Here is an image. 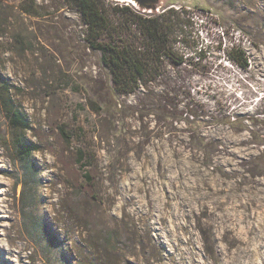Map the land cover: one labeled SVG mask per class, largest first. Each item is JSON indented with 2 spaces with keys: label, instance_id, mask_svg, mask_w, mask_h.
Here are the masks:
<instances>
[{
  "label": "rangeland",
  "instance_id": "1",
  "mask_svg": "<svg viewBox=\"0 0 264 264\" xmlns=\"http://www.w3.org/2000/svg\"><path fill=\"white\" fill-rule=\"evenodd\" d=\"M36 2L39 15L13 23L18 40L0 34V75L27 119L23 137L39 171L35 197L22 198L17 129L0 97V264H205L232 252L224 229L244 238L264 203V186L235 188L264 180L254 170L264 165L254 134L264 133V27L236 0H165L191 14L177 44L184 61L121 95L75 7ZM232 44L243 46L248 68L227 59ZM157 108L173 114L157 117Z\"/></svg>",
  "mask_w": 264,
  "mask_h": 264
},
{
  "label": "trees",
  "instance_id": "2",
  "mask_svg": "<svg viewBox=\"0 0 264 264\" xmlns=\"http://www.w3.org/2000/svg\"><path fill=\"white\" fill-rule=\"evenodd\" d=\"M85 25L84 40L88 47L99 53L101 65L106 69L110 86L116 94H128L148 87L161 77L168 65L184 61L177 47L188 27L191 14L187 6L168 2L155 14L141 13L128 4L111 3L108 0H68ZM40 14L36 0H0V34L10 33L15 40L13 23L23 15ZM1 36V35H0ZM18 33V37H20ZM202 48H200V51ZM227 59L246 69L249 57L241 44H232L224 50ZM1 104L13 128L12 139L19 160L17 183L22 187L21 197L29 192L35 197L39 171L31 158L32 146L24 139L28 128L26 117L13 105L9 96V84L0 75ZM157 117H169L161 108L154 109ZM170 114V115H169ZM87 169L85 168V174ZM36 231L46 233V226L34 220Z\"/></svg>",
  "mask_w": 264,
  "mask_h": 264
},
{
  "label": "bare ground",
  "instance_id": "3",
  "mask_svg": "<svg viewBox=\"0 0 264 264\" xmlns=\"http://www.w3.org/2000/svg\"><path fill=\"white\" fill-rule=\"evenodd\" d=\"M238 3L243 4L244 6L248 7V12L251 15V19L255 22L258 23L259 25H261L262 27H264V0H236ZM260 27V26H259ZM264 46V31L262 33V41H261ZM263 49V48H262ZM263 52V50L261 51ZM261 55V54H260ZM260 60V59H259ZM259 62V66L262 67V69L264 70V55L261 58ZM258 71V70H257ZM263 74V73H262ZM205 113V112H204ZM202 114V113H201ZM200 114V115H201ZM244 114V113H243ZM202 116V115H201ZM209 116V115H208ZM201 118V117H200ZM207 118V117H206ZM210 118V117H209ZM218 118V117H217ZM198 119V118H197ZM244 119V117H243ZM257 119V118H256ZM264 119V118H263ZM202 121V120H201ZM205 121V120H204ZM202 121V122H204ZM214 121V120H213ZM212 121V122H213ZM235 121V120H234ZM242 121V120H241ZM260 121V120H258ZM237 122V121H236ZM264 122V120L262 121ZM234 124V123H233ZM245 124V122H244ZM242 124V125H244ZM236 125V124H235ZM234 125V126H235ZM238 125V124H237ZM241 125V126H242ZM257 125V123H256ZM230 127V126H229ZM262 127V126H261ZM264 127V125H263ZM262 127V128H263ZM209 128V127H208ZM226 128V127H225ZM237 128V127H236ZM253 128V127H251ZM250 128V129H251ZM220 129V128H218ZM217 129V130H218ZM227 130H229L228 128H226ZM244 129V128H243ZM209 130V129H207ZM214 131H216L215 129H213ZM235 130V129H234ZM240 130V129H239ZM264 130V129H263ZM204 131V130H203ZM211 131V130H210ZM225 131V130H223ZM257 131V130H255ZM202 132V130H201ZM205 132V131H204ZM222 132V130H221ZM260 132V131H259ZM259 132H255V138L260 140V141H264V133H259ZM203 133V132H202ZM206 133V132H205ZM210 133V132H209ZM213 133V131L211 132ZM218 133V132H217ZM250 133V132H249ZM197 134V133H196ZM208 135V134H207ZM216 135V134H215ZM249 134L247 133V136ZM202 136V135H201ZM201 136H199L198 138L202 139ZM213 136V135H212ZM219 138L218 142L222 145L223 149H226L225 144L223 143L222 139H220V134L218 135ZM250 136V135H249ZM245 137V136H244ZM214 138V137H213ZM223 138V137H221ZM247 138V137H246ZM254 138V139H255ZM253 139V140H254ZM252 140V141H253ZM203 141V140H202ZM215 141V140H214ZM239 142H244L246 141V139H244L243 137L238 139ZM248 141V140H247ZM258 141V142H260ZM251 142V141H250ZM208 143V142H207ZM263 143V142H262ZM247 144V143H245ZM249 145V144H248ZM245 146V145H244ZM247 146V145H246ZM245 146V147H246ZM251 146V145H250ZM249 147V146H248ZM252 147V146H251ZM250 147V148H251ZM259 147V146H258ZM262 148V147H261ZM245 149V148H244ZM257 150V149H255ZM260 150V149H259ZM247 152V150L245 151ZM251 153V151H249ZM248 152V153H249ZM255 152V151H254ZM257 153V151H256ZM261 153V152H260ZM264 153V151H263ZM247 154V153H246ZM255 154V153H253ZM258 154V153H257ZM249 155V154H248ZM246 156V155H245ZM252 156V155H251ZM261 155H259L260 157ZM250 157V156H249ZM257 157V156H256ZM241 158V157H240ZM253 158V157H251ZM258 159V158H257ZM245 161V159H242V161ZM255 162V159L254 161ZM250 163V162H249ZM260 163V162H259ZM262 163V162H261ZM252 164V163H251ZM257 164V163H255ZM242 165V164H241ZM244 165V164H243ZM242 165V166H243ZM245 166V165H244ZM247 166V165H246ZM245 166V167H246ZM251 167V166H250ZM238 169V168H237ZM225 170V169H224ZM222 168V172L225 174V171ZM234 170V169H233ZM241 170V169H240ZM247 170V169H246ZM255 172L257 173H262L264 174V165H259L256 166L254 168ZM237 171V170H236ZM242 171V170H241ZM250 171L251 168H250ZM221 172V173H222ZM227 172V171H226ZM239 172V171H237ZM229 173V172H228ZM234 173V172H233ZM249 173V172H248ZM254 173V172H253ZM232 174V173H231ZM261 174V175H262ZM234 175V174H233ZM244 175V173H243ZM241 175V176H243ZM257 175V174H255ZM224 176V175H223ZM264 176V175H262ZM246 186V188H254L258 185H262L264 186V180L261 178H257V177H247L246 179L241 180L239 183L235 182V188H238L241 185ZM243 187V186H242ZM241 187V188H242ZM264 188V187H263ZM264 200V197H263ZM250 204H253V202H250ZM260 206V210L257 212L256 215H253L251 217H249V220L244 228V234L245 237L244 238H235L234 236H232L231 230L230 229H224V236L225 238L229 239V246L232 245L234 246V249L232 252H230L229 250H227V254L225 253H213V257L214 259L211 261V263H205V264H264V203ZM153 216V214L151 215ZM148 215H143L140 218L139 221V236L141 238L142 235V231L148 227L147 225V220H148ZM231 247V246H230ZM190 261H192V259H190Z\"/></svg>",
  "mask_w": 264,
  "mask_h": 264
},
{
  "label": "water",
  "instance_id": "4",
  "mask_svg": "<svg viewBox=\"0 0 264 264\" xmlns=\"http://www.w3.org/2000/svg\"><path fill=\"white\" fill-rule=\"evenodd\" d=\"M121 3L131 4V6L146 14H155L162 11L165 7V0H114Z\"/></svg>",
  "mask_w": 264,
  "mask_h": 264
}]
</instances>
